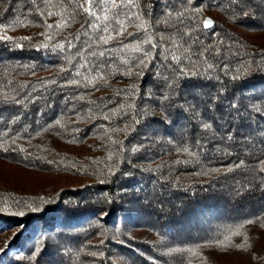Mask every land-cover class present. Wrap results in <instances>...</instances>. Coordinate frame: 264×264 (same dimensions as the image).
<instances>
[{
    "label": "trees",
    "instance_id": "1",
    "mask_svg": "<svg viewBox=\"0 0 264 264\" xmlns=\"http://www.w3.org/2000/svg\"><path fill=\"white\" fill-rule=\"evenodd\" d=\"M89 7L0 0V264H264V0Z\"/></svg>",
    "mask_w": 264,
    "mask_h": 264
},
{
    "label": "snow or ice",
    "instance_id": "2",
    "mask_svg": "<svg viewBox=\"0 0 264 264\" xmlns=\"http://www.w3.org/2000/svg\"><path fill=\"white\" fill-rule=\"evenodd\" d=\"M71 2V0H70ZM88 4L90 5L89 8L85 9V11H87L89 13V15L93 16L95 21L97 22L94 27L98 30V31H102L103 33H105V35H99L97 36V42L99 43H103V44H107L113 37H112V34L109 30V26L107 23H104L103 26L101 27V22L103 21H109V16H108V12L111 11V9H119V7L121 5H124L125 4V0H120V4L118 5L117 4V0H98V3L100 5H106V4H110L111 5V8H105V9H102V11H104V15L103 16H100V15H97L96 13V8H97V0H87ZM52 13H49V15H51ZM116 16H119V12L117 11ZM118 24H120V27H121V32L117 33L118 35L119 34H122V31H123V24L117 20L116 21ZM213 24V22L210 20V19H206L204 21V27L205 28H208V27H211ZM51 27V26H50ZM141 28L144 27L143 23L140 25ZM112 31H115V29H112ZM173 43H178L177 41H173ZM155 47V45H153ZM136 48V50H139L138 48V45L137 46H133ZM104 52L101 51L99 52V55L100 56H104ZM92 55H96L95 52L92 53ZM147 55V54H146ZM174 59H178L177 56L174 55ZM77 75H79V73H77ZM262 165H264V161L261 162ZM260 171L261 172H264V166H262L260 168ZM251 222V221H249Z\"/></svg>",
    "mask_w": 264,
    "mask_h": 264
},
{
    "label": "rangeland",
    "instance_id": "3",
    "mask_svg": "<svg viewBox=\"0 0 264 264\" xmlns=\"http://www.w3.org/2000/svg\"><path fill=\"white\" fill-rule=\"evenodd\" d=\"M9 232V231H8ZM8 234L6 233V232H0V251H1V245L2 244H4L6 241L5 240H7L6 239V236H7ZM8 252H10V249L8 248Z\"/></svg>",
    "mask_w": 264,
    "mask_h": 264
},
{
    "label": "water",
    "instance_id": "4",
    "mask_svg": "<svg viewBox=\"0 0 264 264\" xmlns=\"http://www.w3.org/2000/svg\"><path fill=\"white\" fill-rule=\"evenodd\" d=\"M206 19H209V18H205V19L203 20V27H204V21H205ZM212 28H213V24H212L211 27H208V28H205V27H204V29H206V30H211Z\"/></svg>",
    "mask_w": 264,
    "mask_h": 264
}]
</instances>
